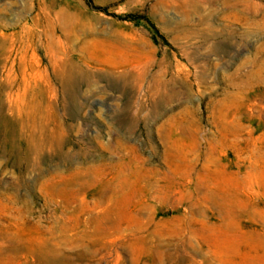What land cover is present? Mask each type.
I'll return each mask as SVG.
<instances>
[{"label": "rangeland", "instance_id": "1", "mask_svg": "<svg viewBox=\"0 0 264 264\" xmlns=\"http://www.w3.org/2000/svg\"><path fill=\"white\" fill-rule=\"evenodd\" d=\"M0 264H264V0H0Z\"/></svg>", "mask_w": 264, "mask_h": 264}, {"label": "bare ground", "instance_id": "2", "mask_svg": "<svg viewBox=\"0 0 264 264\" xmlns=\"http://www.w3.org/2000/svg\"><path fill=\"white\" fill-rule=\"evenodd\" d=\"M75 40L76 39H50L48 47H47L48 51L51 53L52 65L54 66L55 70L57 71L60 79H62V81L64 82V85L66 86V88L68 87V85H72V88H76L75 86L78 83L79 79H82L83 81H85L87 83L88 86H90L91 84H90L89 80H90V77L93 75L89 72L82 70V68H81L82 66L87 67L88 63L90 62L89 60H87L88 58L85 55L80 56V62L79 63L75 62L76 60L73 61V59H71V57L70 58L67 57L65 59L60 58L59 50L64 51L63 44L68 45V47H72L75 43ZM93 40H94L93 44L95 47H99V48L101 47L104 50L110 51L114 55L117 54L118 50L120 49L118 41H116L114 39H93ZM72 93H74V95H78L77 94L78 91H76V89H73ZM88 170H90V169L86 168V170H84L85 172L83 171L85 174L74 173L72 175L73 178H72V181L70 183H73V181L78 180L79 178H83L85 175H87ZM105 187L106 186H104V188L102 189L103 191H107V188H105ZM103 195H105V194H103ZM101 197H102V195H101ZM103 198H104V196H103ZM104 217L105 218L103 219V221H98L96 223L95 230L97 229L98 231H101V229H103V230L106 229V225L108 222L106 221L107 217L106 216H104ZM60 258H61V260L68 261V262H72L75 259L72 256H64L63 258L62 257H60Z\"/></svg>", "mask_w": 264, "mask_h": 264}]
</instances>
